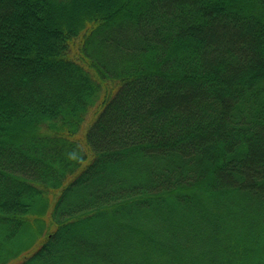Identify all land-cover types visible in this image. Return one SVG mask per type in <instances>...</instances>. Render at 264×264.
Wrapping results in <instances>:
<instances>
[{"label":"trees","instance_id":"16d2710c","mask_svg":"<svg viewBox=\"0 0 264 264\" xmlns=\"http://www.w3.org/2000/svg\"><path fill=\"white\" fill-rule=\"evenodd\" d=\"M0 264H264V0H0Z\"/></svg>","mask_w":264,"mask_h":264}]
</instances>
